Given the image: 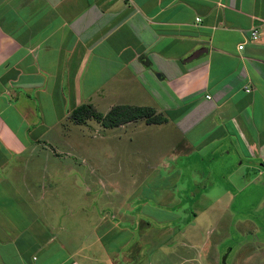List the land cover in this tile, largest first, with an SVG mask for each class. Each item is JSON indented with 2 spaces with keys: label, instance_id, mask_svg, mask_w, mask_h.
I'll return each mask as SVG.
<instances>
[{
  "label": "crops",
  "instance_id": "1",
  "mask_svg": "<svg viewBox=\"0 0 264 264\" xmlns=\"http://www.w3.org/2000/svg\"><path fill=\"white\" fill-rule=\"evenodd\" d=\"M82 103L165 116L104 127L127 139L139 133L128 124L166 127L153 176L162 166L199 183V196L241 182L264 168V0H0V264H156L161 232L142 223L150 211L130 209L123 181L83 180L91 151L81 130L62 126L89 122L69 116ZM62 186L73 192L59 195ZM91 188L104 198L83 199ZM119 189L123 198L107 197ZM153 202L161 208L158 194ZM153 221L160 230L162 217Z\"/></svg>",
  "mask_w": 264,
  "mask_h": 264
},
{
  "label": "rangeland",
  "instance_id": "2",
  "mask_svg": "<svg viewBox=\"0 0 264 264\" xmlns=\"http://www.w3.org/2000/svg\"><path fill=\"white\" fill-rule=\"evenodd\" d=\"M104 105V101H99L98 109L104 111ZM140 120L144 121L143 118ZM62 126L71 134L81 130L80 149L91 151L88 158H80L81 169L89 164L88 160L91 161L92 166L93 164L95 166V170L91 171L93 172L91 179L85 176L84 181L89 178L88 181H91V185L94 183L95 188H98V183L106 182V180L123 181L124 187H127L128 191L130 189L128 192L130 209L139 212L150 211L152 217L142 223L148 231L161 232L158 241L161 252L155 260L156 264H264V168L255 167V172H246L241 182L234 181L236 185L233 183V185L219 187L218 190L211 188L212 190L199 196V183L191 182L192 185H190L186 180L181 182L175 173L169 174L171 171L165 170L162 166L154 170L158 173H154L153 176L151 165L159 159L158 154L165 153L164 147L157 143H161L160 140L164 141L167 137L166 132L169 131L166 127L150 126L142 133L141 128L137 129L138 126L134 123L128 124L126 133L130 135L133 132L139 133L127 139V136H104V133L110 132V129L104 128L95 118H91L80 127L72 126L65 121ZM116 131L117 129L114 132ZM162 132L165 133L161 135ZM147 136H149L148 139ZM152 141H155L157 146L152 145L150 150L148 143ZM61 142L59 139L56 143L60 145ZM123 148L127 149V153L139 151L129 150L133 148L145 151L139 155L117 154L119 151H124ZM106 150L111 154H105ZM165 158L168 159L164 155L162 160ZM185 159L181 155L177 161H174L173 166H177L176 162H185ZM110 168L111 172H109ZM156 174H160L162 181ZM143 176L153 177L151 181L144 182L141 180ZM66 181V178L61 179L59 185H64ZM102 188L105 190V187ZM93 189L86 191L81 189V197L87 200L94 196L99 199L104 198L105 194L102 190H95L94 194ZM58 191H60L59 195L73 192L72 189L63 186ZM216 191V194L213 193ZM110 194L111 197L107 196L108 198L117 199L125 195L124 190L120 189L116 192L111 190ZM157 194L162 201L161 208H157L158 206L153 202ZM176 199L184 201V205L173 206ZM154 206L157 208L155 212ZM183 207H185L184 212ZM168 211L177 213L178 220L174 222V215ZM153 216L162 217L163 226L160 225V230L156 229L157 225H154ZM171 221L174 222L175 227H171ZM170 235L173 236L169 238ZM152 240L154 242V238ZM185 256L191 258L182 263L178 262V259Z\"/></svg>",
  "mask_w": 264,
  "mask_h": 264
},
{
  "label": "trees",
  "instance_id": "3",
  "mask_svg": "<svg viewBox=\"0 0 264 264\" xmlns=\"http://www.w3.org/2000/svg\"><path fill=\"white\" fill-rule=\"evenodd\" d=\"M69 116L75 122H84L91 117L100 122L103 127L116 126L120 123L143 118L145 122H162L166 118L156 112L152 106L133 104H114L105 112L96 110L90 103H82L71 109Z\"/></svg>",
  "mask_w": 264,
  "mask_h": 264
},
{
  "label": "built area",
  "instance_id": "4",
  "mask_svg": "<svg viewBox=\"0 0 264 264\" xmlns=\"http://www.w3.org/2000/svg\"><path fill=\"white\" fill-rule=\"evenodd\" d=\"M250 36H251V38H255V36H256V33H255V29H251L250 30ZM240 45H238V47H239Z\"/></svg>",
  "mask_w": 264,
  "mask_h": 264
}]
</instances>
